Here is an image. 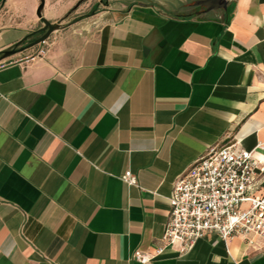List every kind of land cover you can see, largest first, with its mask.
<instances>
[{"label": "crops", "instance_id": "0c3cea01", "mask_svg": "<svg viewBox=\"0 0 264 264\" xmlns=\"http://www.w3.org/2000/svg\"><path fill=\"white\" fill-rule=\"evenodd\" d=\"M78 1L45 0L59 28L44 59L26 60L36 46L3 64L43 24L40 0H0V264H140L209 149L238 143L264 162V0L205 17L114 0L65 23ZM146 264H264V245L208 234Z\"/></svg>", "mask_w": 264, "mask_h": 264}, {"label": "built area", "instance_id": "2783aa9c", "mask_svg": "<svg viewBox=\"0 0 264 264\" xmlns=\"http://www.w3.org/2000/svg\"><path fill=\"white\" fill-rule=\"evenodd\" d=\"M48 52L45 41L26 60L44 59ZM260 175L264 162L238 143L209 149L174 185L163 246L153 255L136 251L134 259L146 264L167 248L186 254L208 234L224 242L241 237L250 246L264 245V194H255ZM122 179L137 184L131 171Z\"/></svg>", "mask_w": 264, "mask_h": 264}, {"label": "water", "instance_id": "95a60500", "mask_svg": "<svg viewBox=\"0 0 264 264\" xmlns=\"http://www.w3.org/2000/svg\"><path fill=\"white\" fill-rule=\"evenodd\" d=\"M232 0H206L203 2V4L207 7V10L205 12L209 11H215L219 9H223L224 11H228V5ZM80 2L77 7L81 4ZM45 6V0H40V5L37 9V17L42 22L43 27L39 29L36 34H42L40 38L36 39L34 42L24 46L19 47L21 44H17L13 49L5 51L2 55V59H7L9 57H12L14 55H17L19 53H23L29 49H32L36 46H39L41 43L47 41L49 37L59 28V25H53L50 21H48L43 16V9ZM27 40V39H26Z\"/></svg>", "mask_w": 264, "mask_h": 264}, {"label": "flooded vegetation", "instance_id": "af4514ba", "mask_svg": "<svg viewBox=\"0 0 264 264\" xmlns=\"http://www.w3.org/2000/svg\"><path fill=\"white\" fill-rule=\"evenodd\" d=\"M206 0H195L194 2H190V3H183L180 6V12L179 14L183 15V16H193V17H205V16H209L215 12H219V11H224L223 9H219V10H215V11H209V12H205L207 10V7L203 4V2ZM85 3L82 2L80 4V6ZM105 3L106 6L109 4L108 0H99L98 1V5L100 6L101 4ZM100 4V5H99ZM79 6V7H80ZM96 6V5H95ZM78 7V8H79ZM78 8H74L71 13L73 14L75 11L78 10ZM228 10H230V4L228 5ZM98 11V10H97ZM97 11H93V13H97ZM42 34H34L32 37V40L30 41V43L34 42L36 39L40 38ZM29 43V44H30Z\"/></svg>", "mask_w": 264, "mask_h": 264}, {"label": "rangeland", "instance_id": "374dc122", "mask_svg": "<svg viewBox=\"0 0 264 264\" xmlns=\"http://www.w3.org/2000/svg\"><path fill=\"white\" fill-rule=\"evenodd\" d=\"M98 1L99 0H79L77 3H79V2H85V3H83L81 6H80V8H79V12L77 13V14H73V15H71L67 20H66V22L65 23H67V24H69V23H73V22H75L76 20H77V18L78 17H80V16H82V15H87V14H91V13H93V11H97V12H100V11H103V10H105L104 9V7L106 6V4L105 3H103V4H99L100 6H97L98 4ZM111 1H114V0H108V2H111ZM158 1H162V2H164V1H166V0H158ZM181 2H183V3H190V2H194L195 0H180ZM77 3H76V5H77ZM40 5V4H39ZM76 5H74V7L76 6ZM96 5V6H95ZM39 7V6H38ZM44 9H45V7H44ZM44 9H43V11H44ZM36 13H37V11H36ZM44 16V15H43ZM45 18V17H44ZM22 57H24V56H18V57H16V58H13L12 57V59H10V60H6V61H2L3 62V64H8V63H10V62H14L15 60H18V59H21Z\"/></svg>", "mask_w": 264, "mask_h": 264}, {"label": "trees", "instance_id": "16d2710c", "mask_svg": "<svg viewBox=\"0 0 264 264\" xmlns=\"http://www.w3.org/2000/svg\"><path fill=\"white\" fill-rule=\"evenodd\" d=\"M24 42H22L21 44H23ZM21 44L19 45V47L21 46Z\"/></svg>", "mask_w": 264, "mask_h": 264}]
</instances>
